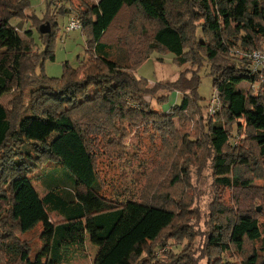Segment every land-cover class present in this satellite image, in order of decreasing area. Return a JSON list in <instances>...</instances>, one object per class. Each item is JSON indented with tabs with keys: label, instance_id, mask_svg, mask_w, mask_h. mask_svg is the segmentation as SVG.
I'll return each instance as SVG.
<instances>
[{
	"label": "trees",
	"instance_id": "obj_1",
	"mask_svg": "<svg viewBox=\"0 0 264 264\" xmlns=\"http://www.w3.org/2000/svg\"><path fill=\"white\" fill-rule=\"evenodd\" d=\"M57 2L58 8L48 0L47 13L51 6L60 16L76 13L87 60L78 69L65 62L61 77L52 79L42 68L54 61L55 16L38 19L29 0H0V100L16 94L12 109L0 102V264L61 263L70 243L82 242L86 220L102 243L94 264H264V80L250 76L235 54L262 48L264 0ZM27 12L38 33L43 20L50 25L49 34L39 33L42 52L31 31L22 38L11 24ZM153 53L173 55L184 72L149 88L133 71ZM203 69L220 100L210 117L197 93ZM244 82L257 84L256 94L241 91ZM160 92L163 98L156 97ZM173 93L183 97L169 115L145 100L159 106ZM175 118L197 120L198 128L194 142L184 135L170 151L168 188L159 187L157 177L141 201L105 199L98 159L123 160V141L133 133L141 138L152 130L166 142L176 133ZM233 130L241 139L231 145ZM195 158L209 162L216 189L233 194L229 206H211L198 258L192 249L197 234L187 222L192 213L171 191ZM169 240L186 241L181 256L156 257L155 249Z\"/></svg>",
	"mask_w": 264,
	"mask_h": 264
},
{
	"label": "rangeland",
	"instance_id": "obj_2",
	"mask_svg": "<svg viewBox=\"0 0 264 264\" xmlns=\"http://www.w3.org/2000/svg\"><path fill=\"white\" fill-rule=\"evenodd\" d=\"M57 8L61 3L57 2ZM97 2L98 0H90ZM30 10L38 19H42L46 15L54 17L53 22L54 36H53V55L54 61H46L43 64V74L46 77L52 79H58L62 75V67L65 62L78 69L81 65L86 63L87 55L85 48V36L81 30L66 32V28L71 19H75L76 13H68L65 16L57 14V10L50 7V12L47 13L48 0H29ZM75 1L73 5H77ZM29 12L26 13V17L22 20H14L11 24L18 29V32L22 38H25L27 31L32 32V41L36 48L41 47L39 33L35 27H32L30 21H27ZM45 22L39 23L40 27ZM264 46V43L262 47ZM174 56L171 54H151L149 60L143 63L133 74L138 79H143L147 82L149 88H153L156 85H168L178 79L180 74L184 72L185 68L177 66L173 63ZM192 68H187L190 77ZM197 68L194 69L196 71ZM181 72V73H180ZM37 74L40 73L38 68ZM200 83L197 93L202 99L201 105L205 108L204 114L206 115V107L209 104L211 97L214 95V89L212 86V78L208 76L206 69H203L199 73ZM264 80V77L260 80ZM258 85H251L244 82L239 89L246 93L256 94ZM28 91L24 93L23 104L28 106L29 96ZM90 95L93 91L90 90ZM165 95L164 92H160L156 97ZM16 94H8L4 96L0 102L7 108L12 109L13 100ZM183 94L173 93L169 96L168 100L157 106L155 101L147 97L145 100L155 109L164 112V114H171L170 110L175 106H178ZM13 103V104H12ZM197 120L191 118L187 122L183 123L181 119H174L173 126L176 128L174 136L169 137L168 140L162 143L155 132L149 130L148 133L142 134L141 138H138L133 133L131 136L123 141L125 147V158L123 160H115L107 157L98 159L97 171L99 181L103 185V196L105 199L112 202H126L127 200L141 201L144 196V188L149 185V180L157 179L159 177V187L168 188V182L171 180V175L168 177L167 170L170 169V164L173 163V158L170 156V151L173 146L177 144L180 147L183 136L187 137L189 142L195 141L197 134ZM166 127V124H164ZM150 129L152 127H149ZM234 131V130H233ZM152 136H154L152 138ZM241 137L234 131L232 133V139L230 144L234 145L240 141ZM201 153V152H200ZM196 166L189 167L188 176H182L183 180L180 184H176L171 189L172 197L182 200L184 204L188 205L189 213L187 216V222L192 227L193 231L197 234L195 242L192 245V249L197 250L195 252V258L200 257L202 254V248L204 246L206 232H209L208 224L210 217L214 215L211 212V206L216 202H222L225 205L232 203V192L224 189H216L212 173L209 169V162L203 163L200 158H195ZM184 162H179V168L184 167ZM186 167V166H185ZM188 167V166H187ZM164 171V172H163ZM159 174L155 177V173ZM165 177V178H163ZM168 177V181L166 178ZM148 181V182H147ZM67 185V184H66ZM256 187H262L260 182H256ZM39 192L40 190L37 189ZM218 190V191H215ZM175 200V202H177ZM183 204V203H182ZM255 208L259 209L258 213L262 212V207L259 202H256ZM260 218V217H259ZM264 221V219H262ZM54 222V219H52ZM85 232L83 234L82 242L72 241L68 246V250L63 253V258L59 264H94L96 256L99 252L101 242L95 238V231L92 228L89 220L85 222ZM186 247V241L178 243L173 240H169L166 246H161L155 249V256L161 257L165 252H172L176 256H181L183 248ZM197 264H206L205 259H200Z\"/></svg>",
	"mask_w": 264,
	"mask_h": 264
},
{
	"label": "built area",
	"instance_id": "obj_3",
	"mask_svg": "<svg viewBox=\"0 0 264 264\" xmlns=\"http://www.w3.org/2000/svg\"><path fill=\"white\" fill-rule=\"evenodd\" d=\"M78 30H80V25L75 19H71L67 25L66 32ZM235 54L244 59L250 76L259 75L260 80L263 78L261 75V70L264 68V46L260 50L244 53L235 52ZM219 109V95L217 92H214V95L211 97L209 104L207 105L208 116H213L219 111Z\"/></svg>",
	"mask_w": 264,
	"mask_h": 264
},
{
	"label": "water",
	"instance_id": "obj_4",
	"mask_svg": "<svg viewBox=\"0 0 264 264\" xmlns=\"http://www.w3.org/2000/svg\"><path fill=\"white\" fill-rule=\"evenodd\" d=\"M51 31L49 23L43 24L39 27V33L41 35H47ZM259 211V209H257Z\"/></svg>",
	"mask_w": 264,
	"mask_h": 264
},
{
	"label": "crops",
	"instance_id": "obj_5",
	"mask_svg": "<svg viewBox=\"0 0 264 264\" xmlns=\"http://www.w3.org/2000/svg\"><path fill=\"white\" fill-rule=\"evenodd\" d=\"M98 1H99V0H98ZM98 1H97V2H98ZM242 84H243V83H242ZM240 86H241V84H240ZM240 86H239V87H240ZM39 190H40V189H39ZM37 191H38V190H37ZM38 192H39V191H38ZM39 193H42V191L40 190ZM85 222H86V221H85ZM85 222H84V223H85ZM90 224H91V226H92V223H91V222H90Z\"/></svg>",
	"mask_w": 264,
	"mask_h": 264
}]
</instances>
